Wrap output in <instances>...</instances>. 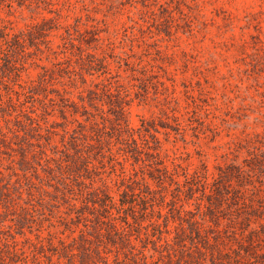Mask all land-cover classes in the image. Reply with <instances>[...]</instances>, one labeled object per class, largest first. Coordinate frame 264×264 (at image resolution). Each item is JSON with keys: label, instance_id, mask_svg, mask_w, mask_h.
Returning <instances> with one entry per match:
<instances>
[{"label": "rangeland", "instance_id": "rangeland-1", "mask_svg": "<svg viewBox=\"0 0 264 264\" xmlns=\"http://www.w3.org/2000/svg\"><path fill=\"white\" fill-rule=\"evenodd\" d=\"M42 17L57 23L40 50L27 39L23 68L0 69V191L16 202L0 201V264H264V220L244 226L233 203V167L264 151V0H0L10 32ZM160 160L178 184L149 177ZM263 173L242 180L257 208ZM103 186L117 204L136 192L118 220L132 253L76 217Z\"/></svg>", "mask_w": 264, "mask_h": 264}, {"label": "trees", "instance_id": "trees-1", "mask_svg": "<svg viewBox=\"0 0 264 264\" xmlns=\"http://www.w3.org/2000/svg\"><path fill=\"white\" fill-rule=\"evenodd\" d=\"M46 23L48 24L46 28H42V25L45 26ZM56 23H57V17H42L41 23H35L29 25V28H27L26 31H21L20 33H13L9 31L10 27L3 20H0V52L5 54L6 56L4 63L0 65V69L3 71V73H5V71L11 72L13 70H16L17 68H23L24 62L21 60L25 56L27 39H32L30 45H33L36 47L37 50H40V44L36 43V41L33 40L36 38L34 37L35 34H38L39 36L45 35L44 31L56 27ZM65 38L67 39L68 43L74 45V43L72 42L73 40L72 34L69 32V29L66 30ZM89 41L84 40L85 43H89ZM81 50L83 51V48ZM15 54L17 55L15 56ZM18 64L21 66L18 67ZM47 75H48V69H44V72L42 74L43 83L45 82ZM127 104H128L127 102L125 104L119 102L118 104H116V106L113 105V109L116 115L114 129L117 132H121L122 128L128 125L127 118L125 116V105ZM99 130H100V134L97 139L98 144L102 142L105 134V131H102L100 128ZM129 135H131L130 138L132 139L134 145L132 147H128V149L124 151L126 153H129L131 157H133L138 161L140 159L139 154L141 153V150H139L140 145L137 142H135V139L132 137V133ZM251 154H252L251 161L247 162V164L245 165L246 167H248L247 170L248 173H246V177L244 175L245 166L233 167L234 168L233 177L236 178L238 181V187L234 189L233 203L236 206L237 218L240 217L239 222H242V224L247 227H250L251 223L253 222L256 223V221H251L250 218L251 216H256V218L264 220V202L259 201L258 204L259 208H257L252 203L253 200L250 199V202L248 203L246 202V195L244 194V191L246 190L245 189L246 186H244L245 184L243 185L244 183L242 181L243 178H246L248 181L247 182L248 185H250L253 183L252 178L257 174V172L260 173L264 172V151L260 150L259 152H252ZM151 167L153 168L154 171H156V174L153 173L149 175L151 179H156L160 181V183L168 179L170 182H174L178 184V182L175 180L173 176V173L168 170L167 166L164 164L162 160L155 162V164ZM62 183L67 185V183L64 181ZM3 187L6 188V191L3 190L0 191V201L2 200L1 205L5 211L12 210L16 208V202H14L13 199L8 198L11 196L10 193L7 194L9 189L8 182ZM218 192H220V189L215 187L212 194H216ZM134 195H136L135 190H131L130 193L126 191L123 192L117 204V202L113 199L112 195L107 191V189L104 186L96 187L95 189L89 190L86 193L85 201H83L81 207L87 209L88 212H85V210L83 211L77 210L76 217L79 219H86V218L88 219V215L86 213L93 215L92 227L97 231L96 233L101 234L104 231L107 237L110 238V241L112 243L119 244L120 246L119 249L126 248L127 250H129V252L132 253L133 244L130 238L131 234L128 230H126L125 226H122V224L118 222V220L121 217L120 215L121 209L124 212L127 210H132V212L134 211L135 201H136ZM113 209L116 210V214H114ZM142 209H147L146 202L142 206ZM24 220L29 221L27 215L23 216L21 219L16 218L15 225L20 226V223L21 222L24 223ZM123 221L124 223L128 224L127 219ZM258 223L259 226L264 227V223L262 222H258ZM191 224L194 225L192 226V229L197 233V235H199L201 239L202 233L199 223L193 221L191 222ZM255 230L256 229L253 228L251 231H249V233L252 234ZM36 237L38 238L39 236ZM203 239H205V241L208 240V238L205 237ZM250 240L253 241V234L250 236ZM262 261L264 262V258Z\"/></svg>", "mask_w": 264, "mask_h": 264}]
</instances>
